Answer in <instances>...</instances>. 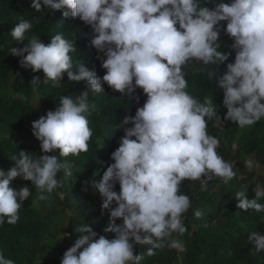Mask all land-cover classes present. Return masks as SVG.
<instances>
[{"label": "clouds", "instance_id": "9594fccd", "mask_svg": "<svg viewBox=\"0 0 264 264\" xmlns=\"http://www.w3.org/2000/svg\"><path fill=\"white\" fill-rule=\"evenodd\" d=\"M41 4L52 15L67 9L65 19H79L91 27L90 47L106 74L101 78L82 62L74 65L71 53L77 49L63 33L47 45L37 36L27 38L39 18L19 20L11 36L28 44L10 48L8 54L22 57V67L42 71L44 84L59 86L66 73L70 82H86V90L62 96L54 111L33 121L32 134L42 156L20 151L12 159L14 166L7 172L0 169V226L17 223L19 210L32 195L28 186L18 191L10 186L16 178L30 181L39 201L49 200L62 187L58 173L69 166L60 158L88 151L93 135L88 116L97 111L89 95L100 94L106 84L121 98L139 103L136 92L142 89L147 99L134 116L123 120V136L110 157L114 163L99 182H91L102 198V215L110 213L109 226L103 235L89 223L75 229L80 237L61 264H139L165 246L182 250L177 237L188 231L185 219L192 207L182 183L198 181L205 190L213 179L227 183L236 177L233 165L218 154L220 140L208 133V121L215 118L218 124L228 121L245 129L264 119V0H32L31 7L39 12ZM221 31L233 40L230 51L220 50ZM232 53L234 62L226 64ZM199 62L213 66L209 83L215 68L226 64L225 73L214 82L224 93L223 120L212 100L201 103L186 91L184 68ZM39 83V76L32 80L34 92ZM99 163L103 167L104 162ZM257 166L245 161L248 170ZM83 190H88L87 183ZM254 192L249 200L245 191H237V207L264 212L259 202L264 200V184H256ZM194 215L200 218L203 213L195 210ZM249 241L257 252H264V234L251 232ZM136 245L147 249L137 254ZM0 264L14 261L0 252Z\"/></svg>", "mask_w": 264, "mask_h": 264}, {"label": "trees", "instance_id": "16d2710c", "mask_svg": "<svg viewBox=\"0 0 264 264\" xmlns=\"http://www.w3.org/2000/svg\"><path fill=\"white\" fill-rule=\"evenodd\" d=\"M211 2L215 3L217 0H211ZM227 2L230 3L231 0ZM31 5L32 0H0V48L9 50L26 47L27 40L23 43L17 42L11 33L20 19L39 18L38 21H33V28L26 34L27 38L37 36L47 45L54 35L63 33L66 39L73 41L77 49L76 52L71 53L74 65L82 62L89 70L96 71L101 78L106 74V70L101 67V61L97 60L96 50L90 47V26L83 24L79 19L71 17L65 19L63 11L67 9L52 15L43 4L39 12ZM204 6L210 10L213 7L210 4ZM221 24L226 27V22ZM220 40V50L230 51L233 40L224 31L220 33ZM234 56L235 54L232 53L226 64L234 62ZM21 59L22 57L14 56L11 58L15 70L26 79L20 86L19 92L29 97L34 92L31 82L39 76L40 83L37 85L36 92L43 99L44 109L38 112L21 100L9 102L5 99L2 91L9 88L11 75L9 70L2 66L0 56V169L5 172L14 166L12 159L17 157L20 151L27 153L35 148L31 145L18 146V136L33 137L31 129L33 121L46 115L50 110L54 111L62 96L79 95L86 90V82H70L66 73L59 86H53L51 81L44 84L43 72H33L30 68L22 67ZM226 64L218 68L214 66L216 76L213 77L212 83L208 82V73L213 66H203L200 62L197 67L184 68L188 82L186 91L201 103L212 100L221 120L227 112L223 107L224 93L222 89L215 86L214 82L216 77L225 73ZM136 95L139 97V103L121 98L118 92H114L106 84L100 94L90 93L89 103L95 105L97 111H93L88 116L89 127L93 132L88 151L78 156L69 155L60 158L61 162L69 166V170L63 172L64 182L60 190L73 201L77 214L71 220L68 231L72 246L80 237L75 229L83 224H91L93 230L99 235H103V229L110 224V213L104 211L102 215V198L95 189L91 188V182H99L103 172L111 163H114L110 157L118 148L119 140L123 136V127H120L123 120L134 116L137 108L142 107L147 99L142 89H137ZM207 131L219 140L235 138L239 155L242 157H253L264 151V119L249 128L240 129L228 121H225L224 125L218 124L213 118L208 121ZM217 152L222 156L225 149L220 148ZM101 161L104 162L103 167L99 163ZM261 162L264 164V159ZM86 183L88 190L84 191ZM10 186L17 191L28 186L32 195L19 210L17 223L9 225L5 222L0 226V252H3L6 258L12 259L14 264H39L40 262L57 264L54 260V252L49 245H45L44 239L48 237V229L58 224L59 215L44 214V210L40 207L42 201L38 202L39 193L30 181L18 177L11 182ZM181 187L196 188V183L184 181ZM115 191L119 193V184L115 186ZM237 191H245L246 198L249 200L255 198V192L249 191L245 186L240 187L236 181L229 184L217 200L211 199V195L207 193L202 194L193 205L194 209L201 208L203 213L200 218L195 219L198 229H194L192 225L194 221L189 219L185 222L188 231L177 237L183 244L182 250L165 246L163 249L156 250L154 256L145 255L139 264H264V252H257L254 242L249 241L251 232L259 231L264 234V212L239 209L235 200ZM215 201H217L216 206ZM46 202L53 208L57 204L52 199V195ZM259 202L264 203V200ZM116 223L121 224L122 220ZM114 238V234H111L110 239ZM48 247L51 254L48 253ZM146 249L147 246L136 245L134 251L137 254H143Z\"/></svg>", "mask_w": 264, "mask_h": 264}, {"label": "rangeland", "instance_id": "374dc122", "mask_svg": "<svg viewBox=\"0 0 264 264\" xmlns=\"http://www.w3.org/2000/svg\"><path fill=\"white\" fill-rule=\"evenodd\" d=\"M9 50L0 48V56L2 58V66L9 70L11 75V84L8 89L3 90V96L9 102H13L15 100H21L26 105L32 107L38 112H42L43 107V99L42 97L35 91L29 97L19 92L20 86L26 81L25 77L18 73L14 66L11 63L12 55L8 54ZM200 64V62H199ZM199 64L192 63L187 66L186 69H191L193 67H197ZM237 140V139H236ZM18 146H26L31 145L34 146V150L31 149L27 152V154H31L32 156L40 157L43 155L40 142L33 137H22L18 136L17 138ZM220 148L225 149V153H223L222 157L224 160L233 165L234 171L236 172V177L227 182L223 183L219 179H213L210 181L205 190L201 189V186L198 181H194L196 183V188H189V187H181L182 192L187 194L192 202V207L186 213L187 220H193V227L194 229H198V225L196 224V217L194 215L195 210H200L201 208L194 209L193 205L195 204V200L200 197L202 194L207 193L211 195V199H219L224 190L227 189V186L231 184L233 181H236L240 187H247V189L251 192H254V187L256 184H264V164H262L261 160L264 159V151L260 152L259 154L251 156H240L239 155V147L235 141V138L223 139L220 140V145L217 151ZM56 155H59V150H57ZM252 160L258 166L254 167L252 170H248L245 167V161ZM64 170L58 173V179L64 182L63 178ZM58 193H63V196L59 195ZM52 195V199L57 202L56 206L53 208L50 203L46 201H42L40 203V207L44 210V214L46 216L58 214V224L50 227L48 229V237L44 239L45 245H49L51 250L54 252V260L57 264H61V259L64 253L72 246L70 235L68 231L70 229V222L71 220L76 217V210L73 207V201L67 196L66 193L58 189L57 191L50 194ZM39 202V200H38ZM217 205V201H215V206ZM202 206V205H201ZM192 216V217H191ZM81 218V217H79ZM65 238L63 239L62 236ZM111 234H108V238L110 239ZM51 250L48 247V253L51 254ZM39 264H46L44 262H40Z\"/></svg>", "mask_w": 264, "mask_h": 264}]
</instances>
